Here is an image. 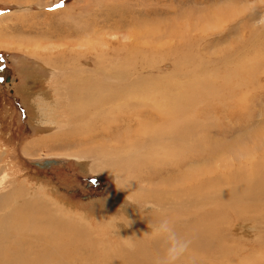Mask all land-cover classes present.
Here are the masks:
<instances>
[{"label": "rangeland", "instance_id": "1", "mask_svg": "<svg viewBox=\"0 0 264 264\" xmlns=\"http://www.w3.org/2000/svg\"><path fill=\"white\" fill-rule=\"evenodd\" d=\"M59 4L63 6L56 7ZM1 25L0 222L16 212L37 215L40 202L58 214L55 221L62 222L59 228L63 227L65 237L85 233L92 240H109L112 244L124 243L135 233L141 238H152L153 223L147 218H156L159 208L133 196L142 197L143 188L159 183L167 175L165 168L151 184L138 181L118 169L114 172L112 168H118L115 153H119L112 149H122L129 141H141L143 137L142 147L136 150L144 152L155 145V140L146 133L136 135V120L114 122L108 133L97 128L99 135H90L85 127L80 130L83 122L63 115L61 82L74 56L79 61L74 63L76 70L72 73L83 78L98 75L103 63L101 70L111 74L124 68V61L133 71L128 73L130 80L142 74L149 85L161 81L157 78L178 82L179 86L166 87L168 94L178 98L189 94L191 84L198 83V93L192 98L193 113L185 112V116L190 114L189 119L200 124L194 128L197 135L193 138H204L209 123L229 127L225 135L216 133L219 128L213 132L215 135L210 133L211 140L219 139L230 148L219 160L208 164L224 170L225 163L231 160L233 168L239 164L247 168L243 145L254 149L255 158L264 161L259 153L264 150V0H0ZM63 60L69 62L68 67L54 66V62ZM254 61L259 66L256 71L246 68ZM240 64L257 79L255 86L245 89L236 84ZM109 74L99 72L109 83H118ZM241 75L248 82V77ZM210 92L215 95L206 99L204 93ZM209 96L214 99L212 105ZM152 99L161 96L151 93ZM237 103L243 108L236 110ZM239 112L250 116V127L243 125L245 118L243 123H235ZM148 115L144 111L142 118L147 119ZM107 116L96 125H104L111 118ZM158 122L161 124L162 120ZM123 134L127 137L120 145L116 138ZM193 158L171 172L197 170L206 164ZM46 160L61 163L39 166ZM127 194L132 198L128 199ZM230 225L222 233L232 248H241L237 249L238 261L229 256L217 263L239 264L243 260L244 264H264V245L260 246L264 220L239 218ZM89 248L102 252L98 246ZM214 255H207L208 264L215 263L218 257Z\"/></svg>", "mask_w": 264, "mask_h": 264}, {"label": "bare ground", "instance_id": "2", "mask_svg": "<svg viewBox=\"0 0 264 264\" xmlns=\"http://www.w3.org/2000/svg\"><path fill=\"white\" fill-rule=\"evenodd\" d=\"M3 28L4 26L1 25L0 32ZM1 40L3 41V39ZM77 59L74 56L69 67V62L66 60L54 62V66L68 67L65 77L62 78L63 83L61 82L64 101L59 99L61 100L63 115L77 119L78 122H83L84 126L82 125L80 130L85 127L91 133L90 135H99L97 128H100L104 133H108L114 122L136 120L139 124L136 135L140 136L142 133L144 135L146 133V135H150L151 140H155V145L144 152L143 150L142 152L136 150V147H142L143 137L141 141L140 138L129 141L128 144L121 146L122 149L120 146H115L112 150L119 153H115L118 168L113 167L112 169L115 170L114 172H117L116 169H118L124 174L134 176L138 181H148V184H151L154 179H158V173L165 168L164 171L167 175L165 177L161 175L162 179L160 178L159 183L155 181L158 186H155L156 183L152 184L147 189L143 188L144 191L141 187L142 197L139 195L140 198L138 196L133 197L141 203L159 208L156 218L155 216L147 218L153 223L152 225L166 217L171 221L178 236L190 240L188 251L177 264H205L208 260L206 259L207 255L212 252L218 257L214 264H218L219 259H228L229 256L238 261L237 249L241 250V248H232L222 232L230 228V222L239 218L253 220L260 218L264 220V161L255 158L254 149L243 145L244 149L247 150V156L244 157L247 168L243 169L239 164L238 167L237 165L234 166L237 167L235 169L232 167L231 160L225 163L224 170H221L219 165L208 164L219 160L217 158L225 153L226 149L230 148L219 139L211 140L210 133L215 135L213 132L216 131V128H219L216 133L225 135L229 131V127L221 126L224 123H214L212 121L213 123H209L205 128L207 134L205 135L202 132L204 138H193L197 135H195L196 130L194 128H197L200 124L190 120V114L185 116V112L188 110V112L193 113L192 98L198 93V86H200L198 83L189 85L191 90L187 91L189 94L180 95L181 97L178 98L177 95H170L166 91V87L179 86L178 82L176 84L170 78H157V81H161L149 85L148 80L142 74H136L134 79L130 80L128 73H131L132 69L127 67L124 61L121 64L125 67H119L117 71H113L112 68L108 67L113 71L111 74L108 73L109 76L116 78L117 81L119 80L118 83H109L110 81L108 82L106 77L99 76V72L108 75L106 73L108 71L101 70L104 63L102 68L99 67L97 70L98 75L96 76L85 78L76 76L72 71L76 70V67H74L76 64L74 63L79 61ZM251 63L253 64H246V68L256 71L255 69L259 67L256 61ZM132 67L134 66L132 65ZM240 68L239 71H236V84L244 86L245 89L250 85L255 86L254 83L257 79L251 77L242 64H240ZM241 71L242 73H240ZM241 74L248 77L246 79L249 84ZM71 76L73 79H71ZM183 85L185 86V83ZM175 90L177 91V88ZM155 92L160 94L161 99H152L151 101V93ZM170 92L172 93V91ZM212 93H204L206 99L208 95H215ZM209 100L211 101V104L210 102L209 104L212 105L214 99L210 97ZM114 101H118V103L114 104ZM215 104L218 103L215 102ZM241 107L242 104L237 103L236 110L241 109ZM214 109L213 107L212 110ZM144 111L149 113L147 119L142 118ZM114 112L117 113L114 115ZM241 114V112L237 114L235 123H243L242 119L245 118L246 123L243 125H245V128L250 127L252 125L250 116H241ZM107 115L111 118L106 121L105 127L103 123L96 125L97 121L105 120ZM158 119L162 120L161 124L157 123ZM192 119L194 118L192 117ZM65 120L67 121V119ZM208 133L209 136H207ZM250 133L253 132L250 131ZM251 136H254V134H251ZM126 137L125 134L119 135L116 141L122 145L121 140ZM133 148L135 152L132 153ZM259 153L264 158V150ZM193 157L197 158V162L204 160L209 166L206 167L207 165L203 164V167L199 166L197 170L189 168L182 169L183 171L180 169L178 173L171 172V169L175 171L188 162H192ZM212 169L219 172L210 173L209 171ZM154 174L155 176H153ZM128 196V199L132 198V196ZM1 202L2 199L0 198ZM37 205V215H24L16 212L1 220L0 264H159L168 247L167 242L163 239H149V236L141 238V234L138 233H135L136 235L134 234L129 239L135 244L134 248L131 249L122 242L112 244L109 240L107 242H103V239L102 242L92 240L85 233L65 237L67 236L63 232L65 230H62L63 227L59 228V224L62 222L60 223L58 219L55 221L58 214L52 209L45 208L40 202ZM25 207H28V205ZM143 219L145 220V217L140 218V221ZM263 245L264 240L260 246ZM94 246L101 248L102 252H92L94 249L89 247ZM261 248L264 251V247ZM244 262L241 260L239 264H244Z\"/></svg>", "mask_w": 264, "mask_h": 264}, {"label": "clouds", "instance_id": "3", "mask_svg": "<svg viewBox=\"0 0 264 264\" xmlns=\"http://www.w3.org/2000/svg\"><path fill=\"white\" fill-rule=\"evenodd\" d=\"M134 203V201H131ZM163 215V214H162ZM119 222H117L118 225ZM152 238L163 239L167 242V249L159 264H177L180 258L188 251L190 240L176 234L169 219L162 218L152 226ZM127 247L134 248L133 241H124Z\"/></svg>", "mask_w": 264, "mask_h": 264}, {"label": "water", "instance_id": "4", "mask_svg": "<svg viewBox=\"0 0 264 264\" xmlns=\"http://www.w3.org/2000/svg\"><path fill=\"white\" fill-rule=\"evenodd\" d=\"M59 163H61V161H57V160H46V161H44L42 163H38V164L41 167H49L51 165L59 164Z\"/></svg>", "mask_w": 264, "mask_h": 264}, {"label": "snow or ice", "instance_id": "5", "mask_svg": "<svg viewBox=\"0 0 264 264\" xmlns=\"http://www.w3.org/2000/svg\"><path fill=\"white\" fill-rule=\"evenodd\" d=\"M62 6H63L62 4L56 5V7H62Z\"/></svg>", "mask_w": 264, "mask_h": 264}, {"label": "flooded vegetation", "instance_id": "6", "mask_svg": "<svg viewBox=\"0 0 264 264\" xmlns=\"http://www.w3.org/2000/svg\"><path fill=\"white\" fill-rule=\"evenodd\" d=\"M9 81H10V79H6L7 84L10 83Z\"/></svg>", "mask_w": 264, "mask_h": 264}]
</instances>
